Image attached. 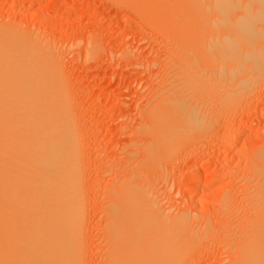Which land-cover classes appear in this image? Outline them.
I'll return each instance as SVG.
<instances>
[{
    "label": "rangeland",
    "instance_id": "1",
    "mask_svg": "<svg viewBox=\"0 0 264 264\" xmlns=\"http://www.w3.org/2000/svg\"><path fill=\"white\" fill-rule=\"evenodd\" d=\"M160 2L0 0V29L47 50L60 77L79 150L82 264L109 263L108 211L121 183L150 190L162 212L187 218L188 237L172 264H249L241 249L258 234L264 238V70L239 94L192 89L186 73L195 66L186 49L196 39L183 36L190 28L176 16L181 7L175 15ZM182 90L201 108L199 126L149 164V111Z\"/></svg>",
    "mask_w": 264,
    "mask_h": 264
},
{
    "label": "bare ground",
    "instance_id": "2",
    "mask_svg": "<svg viewBox=\"0 0 264 264\" xmlns=\"http://www.w3.org/2000/svg\"><path fill=\"white\" fill-rule=\"evenodd\" d=\"M160 4L159 10L163 9ZM165 4L164 9L173 14L175 6L181 7L175 15L192 25L183 36L192 34L189 40L196 39L191 45L186 43L187 53H192L189 62L195 67L188 65L192 71L187 68L190 72H185L190 85L186 75L180 74L186 78L182 84H201L228 96L242 93L248 80L251 86L262 78L264 25L256 23L264 22V0H165ZM169 15L167 20L172 22ZM20 34L0 29V264H80L84 199L77 172V134L72 131L54 62L47 50ZM184 93L161 99L149 111L153 121L146 127L154 137L145 146L149 164L158 152L161 155L163 149L195 131L205 115L196 120L201 108L198 104L195 109ZM260 177L259 183L264 179ZM125 184L112 192L108 211L109 263L172 264L188 237L187 218L169 216L156 206L158 200L149 196L150 190L137 192ZM263 184H259L261 194ZM259 238L258 234L251 243L243 239L241 256L249 264H264V238Z\"/></svg>",
    "mask_w": 264,
    "mask_h": 264
}]
</instances>
